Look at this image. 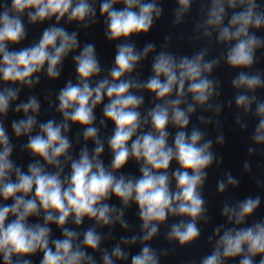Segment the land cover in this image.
I'll list each match as a JSON object with an SVG mask.
<instances>
[{
  "label": "clouds",
  "instance_id": "1",
  "mask_svg": "<svg viewBox=\"0 0 264 264\" xmlns=\"http://www.w3.org/2000/svg\"><path fill=\"white\" fill-rule=\"evenodd\" d=\"M176 2L175 18L179 23L193 0ZM97 3L99 16L104 18L105 37L117 43L114 63L107 75L94 80L105 71L95 45L85 43L81 47L77 32L69 33L56 25L65 17L84 27L96 23ZM205 8V18L198 27L203 28L205 36L215 31L217 42L225 45L223 58L236 71L231 84L243 90L235 95V105L248 114L255 104L252 114L258 123L251 140L264 145V99L256 95L257 89H264V73L251 71L257 63V50L264 48V38L251 31L264 28L262 5L257 0H203L201 11ZM0 9V80L9 85L0 89V117H6L11 104L18 100L20 90L11 85L31 87L34 75L45 70V65L47 76L58 78L64 59L79 49L72 57L76 82H66L57 96L61 121L49 119L38 123L41 105L35 96L15 106V112H23L25 118L14 120L12 131L17 138L27 137L23 147L34 158L27 171L11 159L14 146L0 120V198L12 201L0 205L3 264H31L26 257L37 252L43 254L40 264H97L88 249L100 253L102 264H115L129 259L121 245H134L137 241L141 248L131 256V264H160V256L167 255L168 249L157 250L149 242L169 216L181 219L168 226L166 240L182 247L196 241L201 235L198 221L207 220L201 191L208 175L205 170L216 155L211 151L213 142L205 139L204 131L196 126L187 129L197 106L220 111V105L214 107L209 103L214 95H219L218 81L210 74L220 58L205 60L207 49L191 57L160 51L152 58V75L146 80L132 75L155 49L154 44L148 43L138 50L131 38L147 34L154 19L162 16L158 0H11L10 5L2 0ZM25 17L33 25L52 18L56 24L43 30L38 43L9 50L10 44H20L27 36ZM35 82H39V76ZM144 91L153 94L156 103L142 114L139 109L145 98L137 93ZM105 98L107 103H103ZM102 103L104 118L100 125L106 126V121L114 124L112 135L107 138L112 153L108 166L101 159L105 141L99 135L100 129L94 126L95 109ZM198 119L205 121L203 116ZM70 124L80 125L83 139L94 143L91 151L86 144L81 147L76 158L70 152ZM149 124L150 129L145 130ZM169 125L177 129L171 143ZM37 126L39 130L33 134ZM241 126L247 128V124ZM217 142H224L223 135ZM255 151L254 147L248 148L249 153ZM130 159L139 165L138 177L120 171ZM173 161L178 167L169 172ZM69 164L70 172L65 174ZM244 168L249 170L250 164L246 162ZM226 179L227 184L224 180L217 182L221 193L228 185L239 183L231 173L226 174ZM112 196L119 199L122 207L106 203ZM131 204L138 208L141 234L122 237L109 252L101 247L107 237L98 229L117 223L128 228L124 216ZM260 206L259 195L247 196L231 205L225 203L222 215L232 226L214 229L218 239L211 254L203 257L200 264H225L235 258H239L238 264H264V219L249 223ZM30 217L42 218V223H30ZM85 218L93 223L80 231L66 227L71 221L79 229ZM50 225L61 231L62 238L52 237Z\"/></svg>",
  "mask_w": 264,
  "mask_h": 264
},
{
  "label": "water",
  "instance_id": "2",
  "mask_svg": "<svg viewBox=\"0 0 264 264\" xmlns=\"http://www.w3.org/2000/svg\"><path fill=\"white\" fill-rule=\"evenodd\" d=\"M0 2H2V0H0ZM6 2L10 5L11 0H6ZM202 2L203 0H193L189 11L184 15L181 22L177 23L175 10L177 9L178 4L176 0H158V3L163 9L162 16L159 19H154L153 27L147 34H139L131 38L136 44L138 50H142L148 43L155 45L154 51L149 53V55L140 62L132 74L141 80H146L152 75V58L160 51H168L178 57L185 55L191 57L202 49H207L205 60L220 58V63L214 67L213 72L210 74V78H214L218 81L217 91L219 92V95H214L209 101L214 107L220 105V111L216 112L214 109L206 110L205 108L197 106V111L192 114L189 128L187 129L190 131L193 126H196L204 131L206 133L205 139L212 140L213 144L211 151L216 155L213 164L205 170L208 175L201 190L206 201L205 207L207 212L205 215L207 220L202 219L198 221V227L201 229L200 237L191 245L182 247L175 241L169 242L165 239V233L168 231V226L171 223L176 222L178 219H181L169 216L166 223L160 226L158 235L149 242L151 246L157 250L168 249L167 255L160 256V264H200V260L203 257L211 254L215 242L218 239V236L214 234V229L221 225L225 228L232 226L227 222V218L222 215V208L225 203L231 205L236 201L243 200L247 196L259 195L261 197V206L257 209L254 217L250 218L249 223H251L253 219H264V145H256L251 140V136L258 123V119L252 114L255 111V104L252 106V113L248 114H245L242 109L236 107L234 97L238 91L243 90H237L231 84L232 78L236 75V71L232 70L226 64L223 58L225 45L217 42V33L212 31L211 36H205L203 28L198 27V24L203 22L207 11L206 8L204 11H201ZM257 3L261 4V10H264V0H257ZM117 7H122V5H117ZM103 19V17L99 16L97 3L96 23L84 27L83 24H78L77 22H68L65 17L58 25H56L58 27H64L69 33L73 31L77 32L81 47L85 43H92L95 45L97 56L105 71L101 73L100 77L93 78L94 80L107 75V69L113 65L116 52L115 44L117 42L108 41L105 37V25ZM24 23L27 31L26 38L21 41L20 44H10L8 46L9 50H19L24 47H30L34 43H38L43 30L51 25H55L56 20L55 18H52V20L37 22L33 25L29 24L25 17ZM226 23L227 18L225 20V24ZM251 31H255L257 36L264 38V28L259 30L253 29ZM78 51L79 49L74 53H70L69 56L64 59L60 68V76L58 78L50 79L46 74L47 66L45 65V70L34 75V83L31 87L19 84L11 85L19 88V97L17 101H14L11 104L7 116L0 117V120H3L4 127L10 138V143L14 146L11 159L17 166L22 167L24 171H27L28 163L34 158L23 147V145L27 143V137L21 136L17 138L12 131V122L14 120L25 118L23 112H15V106L21 101L27 102L30 96H35L41 105L40 112L37 115L38 123L45 122L49 119H55L58 122L61 121L63 117L57 111V96L60 89L65 86L66 82L69 80L73 83L76 82L75 63L72 57L77 54ZM256 56L257 63L254 64L251 71H260L264 73V48L258 49ZM36 76H39V82H35ZM6 86L9 85H5V83L0 80V89H3ZM137 94L143 95L145 98L144 105L139 109L141 113L144 114L148 108L156 103V101L153 99V94L148 93L147 91ZM256 95L258 98L264 99V89H257ZM103 103H107V98H105ZM103 103L95 109L96 122L94 126L100 129L99 135L101 139L105 141V150L101 154V159L104 164L108 166L112 160V153L107 145V138L112 135L114 124L111 121H106V126L100 125V120L104 118L102 111ZM29 115H32V113H29ZM199 116H203L205 121H200L198 119ZM238 116L240 117V123H237ZM242 124H247V128H242ZM149 129L150 124L145 126V130ZM38 130L39 128L37 126L33 134L38 132ZM168 130L171 133L169 137V143H171L172 136H174L177 129L169 125ZM82 131L80 125L70 124V131L67 135L73 145L70 152L74 158L78 156L81 147L85 144L90 151L94 148L93 141H85L83 139ZM220 135H223L224 137L223 143L217 142V138ZM249 147H254L256 151L249 153ZM246 162L250 164L249 170H245L244 168ZM176 167H178V165L173 161L170 165L169 172ZM49 170L54 171V169ZM120 171L130 176L138 177L140 175L139 165L133 159H130ZM69 172L70 164L65 166V174ZM228 173H231L239 183L236 186L228 185L225 192L221 193L218 190L217 182L224 180L227 184L226 174ZM172 187L173 189L175 187L174 181L172 182ZM5 203L11 204L12 201H4L0 198V205ZM106 203L122 207L121 202L115 196H112V198L109 201H106ZM124 219L129 224L128 228H122L120 224L117 223L111 226V228L105 227L103 229H98L107 237L102 241V248H107L108 251L111 252L112 248L120 243L122 237L131 238L133 235L141 234V221L139 220L138 208L135 204H131L130 207L125 209ZM29 222L42 223V218L38 220L35 217H30ZM91 223L93 222L85 218L84 224L79 229H77L71 221H69L66 227L80 231L81 229L88 227ZM50 227L52 229L53 238H62L61 231L55 225H50ZM222 231L223 229L221 230V234ZM109 232H111L110 237L108 236ZM209 237H211V241L209 240ZM121 247L129 253V259L127 261H116L115 264H131V256L139 253L141 244L137 241L134 245L122 244ZM87 251L94 256L97 264H102L99 252L93 253L91 249H88ZM42 258L43 254L40 252L26 257V259L31 261V264H40ZM256 260L258 261L259 257H257ZM238 261L239 258H235L234 260L226 261L225 264H238ZM0 264H3L2 257H0Z\"/></svg>",
  "mask_w": 264,
  "mask_h": 264
}]
</instances>
